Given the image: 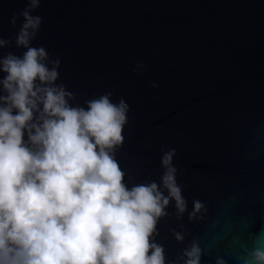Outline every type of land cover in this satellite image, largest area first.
<instances>
[{
    "label": "water",
    "instance_id": "obj_1",
    "mask_svg": "<svg viewBox=\"0 0 264 264\" xmlns=\"http://www.w3.org/2000/svg\"><path fill=\"white\" fill-rule=\"evenodd\" d=\"M27 3L0 0V57L26 51L15 41ZM31 14L29 46L59 60L70 105L108 93L128 105L115 151L127 187L159 185L175 149L186 210L170 200L150 238L165 264H183L194 238L200 264H242L264 234V0H39ZM194 200L204 208L190 220Z\"/></svg>",
    "mask_w": 264,
    "mask_h": 264
},
{
    "label": "clouds",
    "instance_id": "obj_2",
    "mask_svg": "<svg viewBox=\"0 0 264 264\" xmlns=\"http://www.w3.org/2000/svg\"><path fill=\"white\" fill-rule=\"evenodd\" d=\"M38 3L28 0L20 13L15 42L26 51L0 57V264H165L163 246L150 238L170 200L178 218L186 210L175 149L161 155L159 185L126 186L115 151L128 105L113 104L110 93L86 108L68 103L73 94L54 83L59 60L48 67L46 50L29 46L41 23L31 14ZM202 208L194 200L189 219ZM254 245L242 264H264V234ZM181 255L183 264H200L195 238Z\"/></svg>",
    "mask_w": 264,
    "mask_h": 264
}]
</instances>
